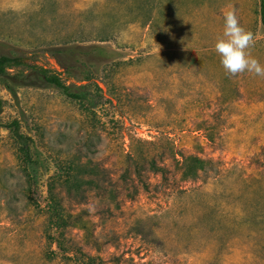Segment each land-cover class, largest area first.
Listing matches in <instances>:
<instances>
[{"label": "rangeland", "instance_id": "rangeland-1", "mask_svg": "<svg viewBox=\"0 0 264 264\" xmlns=\"http://www.w3.org/2000/svg\"><path fill=\"white\" fill-rule=\"evenodd\" d=\"M229 4L264 66L261 0H0V55L89 95L37 83L13 99L0 82V122L35 158L21 165L0 128V264H264V77L220 63ZM187 156L207 162L196 178ZM68 165L94 184L71 198L56 184L71 215L58 247L46 185Z\"/></svg>", "mask_w": 264, "mask_h": 264}, {"label": "trees", "instance_id": "trees-1", "mask_svg": "<svg viewBox=\"0 0 264 264\" xmlns=\"http://www.w3.org/2000/svg\"><path fill=\"white\" fill-rule=\"evenodd\" d=\"M259 20L262 28L264 29V0H261V6L259 10ZM0 82L8 92V94L16 99V87L21 86H35L37 83L46 84L57 89L64 97L71 101H76L81 104L88 103V93L85 85H73L65 84L59 75L50 71L44 67L26 63L22 58L10 57L0 55ZM2 100L0 99V111L2 108ZM0 128L4 129L11 136L18 159L24 167H29L35 164L34 152H33V140L21 133L19 129V123L17 120H11L9 122H0ZM207 162L196 157L187 156L182 160V179L196 178L199 171H203ZM78 169L81 168L82 172H86L89 176L94 174V167L84 164L78 165ZM65 171L58 178H52L46 185V204L45 213L47 214L48 222L54 230L58 231V237L56 238V245L60 247L59 238L62 236V230L69 226L71 215L66 212L62 201L63 197H60L56 193V184L62 187L67 197L71 198L72 194H84L83 186L90 187L94 183L91 181H85L81 183L78 179V174L71 172L72 166H67ZM75 169V167L73 168ZM31 188L30 180L26 177V191L29 192ZM83 190V191H82ZM82 214V213H81ZM78 220H82V217H78ZM85 230V226L81 227Z\"/></svg>", "mask_w": 264, "mask_h": 264}, {"label": "clouds", "instance_id": "clouds-1", "mask_svg": "<svg viewBox=\"0 0 264 264\" xmlns=\"http://www.w3.org/2000/svg\"><path fill=\"white\" fill-rule=\"evenodd\" d=\"M223 19V34L217 37L214 49L225 71L232 77L244 72L264 77V66L248 51L254 46V35L240 25L232 5L223 10Z\"/></svg>", "mask_w": 264, "mask_h": 264}]
</instances>
